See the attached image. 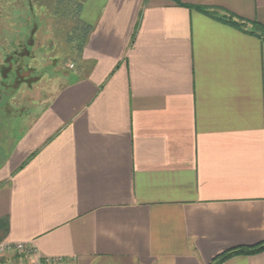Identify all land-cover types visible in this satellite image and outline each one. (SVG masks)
<instances>
[{"label":"crops","instance_id":"1","mask_svg":"<svg viewBox=\"0 0 264 264\" xmlns=\"http://www.w3.org/2000/svg\"><path fill=\"white\" fill-rule=\"evenodd\" d=\"M196 6L264 25V0L83 8L77 70L0 128L2 241L37 247L0 264H210L264 241V40Z\"/></svg>","mask_w":264,"mask_h":264},{"label":"rangeland","instance_id":"2","mask_svg":"<svg viewBox=\"0 0 264 264\" xmlns=\"http://www.w3.org/2000/svg\"><path fill=\"white\" fill-rule=\"evenodd\" d=\"M89 2L0 0V128L40 112L77 70L74 30Z\"/></svg>","mask_w":264,"mask_h":264},{"label":"trees","instance_id":"3","mask_svg":"<svg viewBox=\"0 0 264 264\" xmlns=\"http://www.w3.org/2000/svg\"><path fill=\"white\" fill-rule=\"evenodd\" d=\"M182 5L184 3L179 2ZM190 6V5H187ZM196 8L200 9L207 15L222 20L230 25L241 28L245 31H249L250 33L256 34L264 40V25L256 20L246 19L241 17L227 9L221 7H209V6H196ZM80 23L75 27L76 33L74 37L77 39V45L75 47V60L80 61L83 53V49L87 43L89 38V34L92 30V24L86 22L82 18L79 21ZM35 154V153H34ZM31 155L25 163H27L33 156ZM22 165V167L25 165ZM9 231V222L7 218L0 219V242L7 236V232ZM264 250V241L250 246H241L233 249H228L218 254L210 264H222L226 259L236 256V255H249L256 254Z\"/></svg>","mask_w":264,"mask_h":264},{"label":"built area","instance_id":"4","mask_svg":"<svg viewBox=\"0 0 264 264\" xmlns=\"http://www.w3.org/2000/svg\"><path fill=\"white\" fill-rule=\"evenodd\" d=\"M74 65L72 64L71 67ZM37 247L34 244L25 243L22 241H8L0 242V258L9 255H31L36 253ZM37 264H42L41 262Z\"/></svg>","mask_w":264,"mask_h":264}]
</instances>
